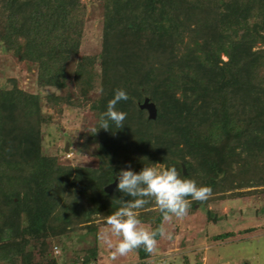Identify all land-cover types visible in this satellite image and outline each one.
I'll use <instances>...</instances> for the list:
<instances>
[{
	"label": "trees",
	"instance_id": "obj_1",
	"mask_svg": "<svg viewBox=\"0 0 264 264\" xmlns=\"http://www.w3.org/2000/svg\"><path fill=\"white\" fill-rule=\"evenodd\" d=\"M97 2L99 49L80 54L86 0H0V48L35 70L38 87L53 88L41 97L13 77L0 85V264H59L63 237L96 232L129 199L104 190L128 166L173 164L210 186L187 212L247 192L236 189L264 191V0ZM118 88L128 93L116 105L126 116L93 133L94 165L43 151L44 106L59 114L88 104L93 129ZM144 97L153 118L138 107ZM138 215L153 230L164 220L151 202ZM133 251L150 264L151 253ZM96 252L88 247L82 263Z\"/></svg>",
	"mask_w": 264,
	"mask_h": 264
},
{
	"label": "rangeland",
	"instance_id": "obj_2",
	"mask_svg": "<svg viewBox=\"0 0 264 264\" xmlns=\"http://www.w3.org/2000/svg\"><path fill=\"white\" fill-rule=\"evenodd\" d=\"M86 1L89 4L79 53L93 54L99 49L100 7L97 0ZM9 77L15 78L21 88L38 92L41 97L53 91L52 87H38L35 70L0 48V85ZM44 112L48 121L42 128L43 151L57 154L62 163L94 165V119L88 104L82 109L64 108L59 114L44 106ZM254 189H236L247 192L197 205L182 217L164 218L162 227L166 234L172 233V238L160 236L151 252L150 264H264V191ZM207 210L216 213L215 219L206 216ZM142 226L151 229L148 223ZM225 231L233 233L225 239L212 238ZM118 239L102 223L93 233H69L57 245V259L59 264H83L81 258L87 248L96 245V257L88 264H138L133 250L113 257V248L107 241L114 246Z\"/></svg>",
	"mask_w": 264,
	"mask_h": 264
},
{
	"label": "clouds",
	"instance_id": "obj_3",
	"mask_svg": "<svg viewBox=\"0 0 264 264\" xmlns=\"http://www.w3.org/2000/svg\"><path fill=\"white\" fill-rule=\"evenodd\" d=\"M97 91H102V88ZM128 98L123 88L115 89L107 101L106 109L99 114L98 127H94L92 132L99 128L109 129L110 123L116 129L120 128L126 112L116 108V105ZM159 164L143 163L139 170L128 166L116 173L115 189L129 199H123L120 206L104 218L110 231L119 237L114 246L111 241H107L109 247L113 248V257L124 256L140 247L151 253L157 244V235L172 238V233L166 234L162 226L154 230L143 227L138 215L139 209L151 202L165 219L171 216L182 217L186 214L190 200H205L211 192L210 186L182 176L175 165L157 166Z\"/></svg>",
	"mask_w": 264,
	"mask_h": 264
},
{
	"label": "water",
	"instance_id": "obj_4",
	"mask_svg": "<svg viewBox=\"0 0 264 264\" xmlns=\"http://www.w3.org/2000/svg\"><path fill=\"white\" fill-rule=\"evenodd\" d=\"M138 107L144 108L147 111L148 118H153L155 116V112H156L155 105L152 101L149 100L148 97H144L141 102H138ZM182 170L185 172L183 165H182ZM115 184H116V177L113 179V181H111L104 187V190L107 191L108 193H111L113 188L115 187Z\"/></svg>",
	"mask_w": 264,
	"mask_h": 264
}]
</instances>
